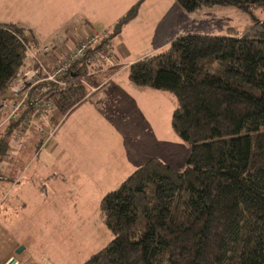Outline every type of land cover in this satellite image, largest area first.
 <instances>
[{
    "label": "trees",
    "instance_id": "trees-1",
    "mask_svg": "<svg viewBox=\"0 0 264 264\" xmlns=\"http://www.w3.org/2000/svg\"><path fill=\"white\" fill-rule=\"evenodd\" d=\"M142 1L118 19L112 37ZM176 2L187 12L264 7V0ZM29 50L23 27L0 24V96ZM86 68L72 65L69 86L53 95L61 113L84 99ZM128 77L174 96L170 123L189 155L178 167L151 157L100 199L112 238L81 264H264V21L240 36L180 35L132 62ZM15 124L0 130V160Z\"/></svg>",
    "mask_w": 264,
    "mask_h": 264
},
{
    "label": "crops",
    "instance_id": "crops-1",
    "mask_svg": "<svg viewBox=\"0 0 264 264\" xmlns=\"http://www.w3.org/2000/svg\"><path fill=\"white\" fill-rule=\"evenodd\" d=\"M137 1L0 0V24L23 27L31 51L52 66L90 29H112ZM184 11L175 0H143L136 15L111 38L113 54L82 76L84 99L65 113L54 108L38 116L39 127L28 128L9 145L0 169V196L2 200L11 193L12 201L0 203V264L10 257L18 264H38L30 247L44 250L49 234L66 243L73 237L67 230H79L83 206H78V195L106 194L115 179L126 178L151 157L168 164L158 152L151 153L150 146H161L163 110L168 115L173 108L170 92L137 85L128 71L135 60L189 32ZM44 46L50 50L38 54ZM32 60L29 55L22 72ZM12 98L8 89L0 101ZM5 113L0 110V130L7 125ZM170 131L167 139L182 152L173 154L178 162L169 165L178 167L189 146Z\"/></svg>",
    "mask_w": 264,
    "mask_h": 264
},
{
    "label": "rangeland",
    "instance_id": "rangeland-1",
    "mask_svg": "<svg viewBox=\"0 0 264 264\" xmlns=\"http://www.w3.org/2000/svg\"><path fill=\"white\" fill-rule=\"evenodd\" d=\"M176 2V0H175ZM178 4V3H177ZM95 11L97 12L98 5L94 6ZM185 14H188V18L186 20H183V23L185 26L188 27V34H201V35H212V36H240L247 32L250 28L255 26L261 21H264V7H255L252 8L249 12L243 11L240 8H238L235 5L231 4H215V5H203L193 11L187 12L184 11ZM102 17V16H101ZM110 32L109 39L111 40L112 36V29H106ZM27 34V31H25ZM111 45V51L110 54H113V47L110 41ZM42 51L39 50L38 54ZM110 56H108L109 58ZM107 58V59H108ZM94 66L90 67L87 72H90ZM24 69V67L22 68ZM87 69V68H86ZM170 99L172 102H170L169 105H172L173 108H170L171 111L176 107V101L175 98L171 93ZM166 104V100H165ZM171 107V106H170ZM6 113L4 115V118L6 117L7 110L5 109ZM165 113V110H163V126L162 130L158 132L162 133L161 138V146L156 149L151 143V153H154L160 155V157L168 159L169 163H177L178 157L176 156L173 160L171 156L175 153H181L182 150L175 145L173 142L169 141L167 139V133L166 131L171 130L170 132L173 133V128L170 123V115L172 112ZM10 121H7L5 119V123L10 124ZM150 126V124H149ZM149 126L148 130H149ZM15 127V126H14ZM170 128V129H169ZM2 130V129H1ZM156 134L153 130L152 135ZM14 133L10 134V137L8 139V143L10 147H12L13 142L15 141ZM171 134V133H170ZM181 140V139H180ZM182 141V140H181ZM186 147L189 146L188 143L184 142ZM190 148V147H189ZM188 156L182 160L183 164L186 161ZM4 158V157H3ZM0 160V169L4 167V159ZM181 162V163H182ZM38 165V163H37ZM178 166V165H177ZM125 179V178H124ZM123 178L115 179L114 185H112L113 189L116 188L117 185H119L123 180ZM109 188V189H112ZM105 194H84L82 196L78 195V206H83L82 208V219L83 223L80 224L79 230H77L76 227H74L72 231L67 230V235L72 233L71 238L66 239L68 241L62 242L60 240V243H58V238L52 236L51 234L48 235L49 241L46 242V244H43L45 246L44 250H38L34 251L33 248H29V253L31 254L32 258L38 263V264H81L84 261H86L89 256L102 247L106 246L107 243L112 238L111 232L107 229L105 224L100 218L99 210L95 209L96 206H98L99 200L104 196ZM0 196V203L2 206H7L12 201V194L10 193L7 195L6 198H2L1 200ZM59 198L60 196H56ZM82 199V202L80 200ZM82 203V205H81ZM70 229V228H69ZM57 235V234H56ZM37 253V254H36ZM11 258V257H10ZM8 258V260L10 259ZM17 261L16 258H14ZM7 261V260H6ZM5 261V262H6Z\"/></svg>",
    "mask_w": 264,
    "mask_h": 264
},
{
    "label": "built area",
    "instance_id": "built-area-1",
    "mask_svg": "<svg viewBox=\"0 0 264 264\" xmlns=\"http://www.w3.org/2000/svg\"><path fill=\"white\" fill-rule=\"evenodd\" d=\"M109 34L106 29H90L81 40L65 53H61L52 66L34 51L29 50L33 64L10 84L12 100L0 101V110H7L5 119L16 121L13 134L15 139L24 136L28 128L39 127L38 116L45 115L55 108L53 95L69 86L67 74L72 65L84 64L88 70L96 62L105 60L111 55ZM49 50V46L42 48L43 53ZM3 264H17V261L11 257Z\"/></svg>",
    "mask_w": 264,
    "mask_h": 264
}]
</instances>
